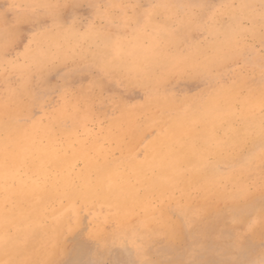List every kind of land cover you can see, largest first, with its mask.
<instances>
[{
  "label": "rangeland",
  "instance_id": "1",
  "mask_svg": "<svg viewBox=\"0 0 264 264\" xmlns=\"http://www.w3.org/2000/svg\"><path fill=\"white\" fill-rule=\"evenodd\" d=\"M237 26L244 39L232 52L225 42ZM116 51L132 71L100 70ZM145 68L155 71H136ZM66 79L74 95L61 106ZM82 94L92 105L75 111ZM10 112L22 125L40 119L47 128L39 139L49 149L71 154L97 142L90 151L118 167L106 187L130 184L108 197L98 188L63 194L37 213L41 225L18 214L0 233V247L18 245L7 237L23 228L59 225L57 257L37 264L264 260V0H0V121ZM193 114L189 129L173 123ZM184 144L194 162H181L173 186L161 189V170H142L141 162ZM83 165L76 157L69 172L78 188ZM39 172L22 168L20 181L6 183L22 188L27 176L41 180ZM90 175L96 182V170ZM128 195L140 199L123 213L118 200ZM19 262L22 255L3 264Z\"/></svg>",
  "mask_w": 264,
  "mask_h": 264
},
{
  "label": "bare ground",
  "instance_id": "2",
  "mask_svg": "<svg viewBox=\"0 0 264 264\" xmlns=\"http://www.w3.org/2000/svg\"><path fill=\"white\" fill-rule=\"evenodd\" d=\"M197 118V114H193L191 117L189 115V118L181 115L179 118L174 119L173 123L180 125L183 129H189L193 126V121ZM73 120L75 121V119ZM248 126L249 124L246 122L242 131H246L249 128ZM46 128L47 127H45L43 122L38 118L27 125L19 124L14 112H10L6 119L0 121V192H2V196H0L1 234L6 232L5 230L11 224L19 222V220L16 221L15 219L18 214L23 215L24 217L28 216L29 221L38 222L39 225H41L42 218H40L38 214L41 216L44 213V209L51 205V201L53 199H59L63 194L72 199L79 193L81 195L92 194L94 193L95 188L100 189V192H112L107 193V195L105 194L104 197H108V195L113 193L116 195L122 193L126 194L124 186L129 185L130 182H127L126 184L124 183L125 185L116 182L112 188L106 187L108 179L111 177L109 174H113V171H118L116 169L118 167L111 164L103 165L100 159L90 151V149L94 150V146L95 148H98L97 145L99 144L97 142L94 146H91L88 149L81 148L75 150L71 154H66L65 151H63V147L57 148L55 146L54 148L49 149L41 143L39 139L41 131L44 132V129ZM2 131L5 132L4 137H1ZM52 138H48L49 142ZM171 140V136H166L162 139V142L169 146L172 144ZM53 142L54 140L52 143ZM191 155V147L188 144H184L177 149H170L166 152L159 150L151 155V157L149 156L151 159L147 158L142 161L140 166L142 167V170L158 167L163 176L158 180L157 185L161 189H168L173 186V173L179 167V164L181 162H194V158L191 157ZM76 157H82L84 160L83 167L76 173L77 178L80 180V188L74 184V181L71 178V173H69L75 165ZM104 158L105 156H103L102 159ZM137 167H139L138 164ZM22 168L27 170L38 169L43 177H41V180H35L34 178L27 176V179L25 180L26 184L22 188H20L19 183H16L18 184L17 186L13 183V185L9 186L6 181L12 179L20 181V176L17 174V170ZM93 170H96L97 172L96 182L92 181L90 178V172ZM51 173L54 174L51 175ZM142 174H144V172H139V176H143ZM198 174L203 178V174L194 173L193 180H197L196 178L199 177ZM49 175L51 176V178H49L50 186L46 187V182L44 181H46V177ZM167 176L170 178H165ZM205 177L206 176H204V179ZM139 199L140 198L129 195L122 197L118 200L121 211L124 213L127 209L132 208L136 202H139ZM4 203H7L10 209L15 210V213L7 210ZM24 212H26V214ZM115 219H118V217L116 216ZM61 231V226L59 225H55L54 227L41 226L38 233L34 230L23 228L20 232L18 231L15 236H8V241L11 242L13 239L18 240V245L12 246L9 243L0 247V264H3V261L8 258H13L15 255H22V262L17 264H37L42 260L53 261L59 253L58 240L61 236ZM45 237H48V241H45L47 240ZM39 240L43 241L41 242Z\"/></svg>",
  "mask_w": 264,
  "mask_h": 264
},
{
  "label": "snow or ice",
  "instance_id": "3",
  "mask_svg": "<svg viewBox=\"0 0 264 264\" xmlns=\"http://www.w3.org/2000/svg\"><path fill=\"white\" fill-rule=\"evenodd\" d=\"M244 29L237 26L236 28H233L231 34L228 36L226 40L227 47L232 52H239L241 49L242 41L244 37L242 36V32ZM119 55L118 51L114 52V57H117ZM226 57L225 49L220 48L217 49L216 53V59L222 60ZM95 82H93L94 84ZM74 95V89L72 88L70 81L66 79L65 85L62 87L61 90V106L64 104H67L68 101L73 97ZM92 101L91 97L87 94H82L79 99L76 100V102L72 105L73 110L80 111L82 108L86 109L91 107ZM260 135L262 137V144H261V152L264 153V121H262L261 124V132ZM260 264H264V260L260 261Z\"/></svg>",
  "mask_w": 264,
  "mask_h": 264
},
{
  "label": "clouds",
  "instance_id": "4",
  "mask_svg": "<svg viewBox=\"0 0 264 264\" xmlns=\"http://www.w3.org/2000/svg\"><path fill=\"white\" fill-rule=\"evenodd\" d=\"M100 70L109 73V72H130L132 69L127 68L123 62L120 60V58L113 57L111 60L108 61H102L100 65ZM138 72H152L155 71L151 68H145V69H137Z\"/></svg>",
  "mask_w": 264,
  "mask_h": 264
}]
</instances>
